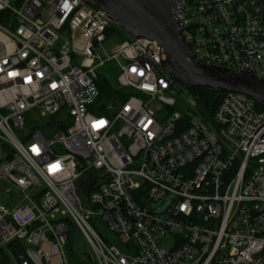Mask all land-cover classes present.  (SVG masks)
Here are the masks:
<instances>
[{"label":"built area","instance_id":"1","mask_svg":"<svg viewBox=\"0 0 264 264\" xmlns=\"http://www.w3.org/2000/svg\"><path fill=\"white\" fill-rule=\"evenodd\" d=\"M179 1L195 61L264 79L256 0ZM112 27L84 0H0V264H264V110L220 93L207 119L157 41L108 52Z\"/></svg>","mask_w":264,"mask_h":264},{"label":"water","instance_id":"2","mask_svg":"<svg viewBox=\"0 0 264 264\" xmlns=\"http://www.w3.org/2000/svg\"><path fill=\"white\" fill-rule=\"evenodd\" d=\"M84 1L117 22L126 34L157 41L163 51L162 68L187 89L203 87L217 94L241 93L264 107V79L256 77V70H232L194 60L191 43L181 35L179 0ZM256 1L262 7L264 25V0Z\"/></svg>","mask_w":264,"mask_h":264},{"label":"trees","instance_id":"3","mask_svg":"<svg viewBox=\"0 0 264 264\" xmlns=\"http://www.w3.org/2000/svg\"><path fill=\"white\" fill-rule=\"evenodd\" d=\"M108 35L112 37L118 36L121 41H123L126 37L123 30L113 27L110 29ZM98 86L101 91L102 100L107 101L114 98L122 101L125 98L124 94L116 89L115 83L110 81L106 77L100 78ZM189 93L192 94V96L196 99L197 110L207 119L212 116L213 112L216 110L223 97V94L213 93L208 88L203 87L194 88L190 90ZM259 108L264 110V107L262 106H260ZM71 262L72 264H92L89 260L83 261L73 252L71 254Z\"/></svg>","mask_w":264,"mask_h":264},{"label":"rangeland","instance_id":"4","mask_svg":"<svg viewBox=\"0 0 264 264\" xmlns=\"http://www.w3.org/2000/svg\"><path fill=\"white\" fill-rule=\"evenodd\" d=\"M120 42H121V39L120 38L112 37V39L110 41H108L107 43L104 44L105 45L104 47H105V49L108 52H110ZM97 72H98V74L101 77H107L109 79H112L113 81H115L117 79V77L119 76V72L116 69L114 62L107 63L103 67L99 68ZM177 84L182 89V91H185L186 94L188 93V95L192 96V94L189 93L190 91L184 85L180 84L179 82H177ZM79 241L83 245V249H84L85 248V246H84L85 243L83 242V240H81V238L79 239ZM113 241H115V240L113 239ZM116 245H117V247L119 249H121L122 251H124V247L121 244H119V243L116 242ZM86 252H87V250L86 251L83 250V254H85Z\"/></svg>","mask_w":264,"mask_h":264}]
</instances>
